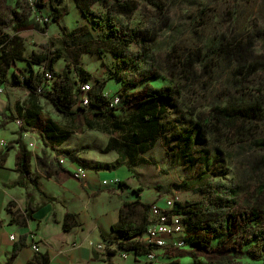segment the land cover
<instances>
[{
    "label": "rangeland",
    "instance_id": "1",
    "mask_svg": "<svg viewBox=\"0 0 264 264\" xmlns=\"http://www.w3.org/2000/svg\"><path fill=\"white\" fill-rule=\"evenodd\" d=\"M160 1L165 7L164 14H159L148 3L140 0L138 9L132 15L114 14L112 21L108 18L107 10L96 3L93 10L103 16V20L99 19V24L94 21V17L86 18L80 12L76 13L68 2V16L59 24L50 20L48 24L52 29L43 38L49 49H63L64 60L60 64L62 73L73 72L74 61L80 54L81 66L87 72L100 82L105 81L106 84L107 80L110 98L124 94L128 103L117 108V116L126 121L135 116L145 100L143 90L146 86H183V94L176 101V107L169 109L163 117L167 132L153 147L140 155L146 163L134 168L137 173L132 177L133 181L129 182L152 195L150 206L163 204L166 198L171 197L178 198L183 204L205 201L208 200L209 189L216 191L222 185L228 187L238 184L241 179L247 180L244 191L253 193L264 181V150L257 149L254 144L255 141L264 140V128L241 146H226L216 142L203 128L197 135L195 125L200 121L201 114L209 113L215 105L225 102L229 96H238L247 91V87L242 86L245 77H236L237 62L232 53L234 47L252 48L253 51L248 56L260 65L254 84L247 82L250 85L247 92L264 90V0ZM12 7L24 16L39 19L43 27L47 24L43 20L50 18L47 15L53 11L45 9L46 14L42 15L38 7L36 10L31 9L28 0H0V16L8 15V8ZM154 21H158L157 26L152 25ZM153 28L158 33L155 40L149 41L142 35L141 40L133 43L132 49L154 61L156 74L128 90H123L116 82L114 75L119 68L117 59L111 53L98 55L79 51L81 46L91 41L95 42V46H101L112 29L133 32ZM29 30L21 33L26 39L33 36ZM14 32L12 28L5 30L9 35ZM223 40L228 45L216 54L217 45ZM193 54L199 55L203 62L197 71H185L184 60ZM71 77L78 80L75 73ZM238 80L243 81L238 83ZM91 83L95 85L94 81ZM57 120L61 124L67 123L75 127L80 123V118L72 120L62 117ZM31 136L33 142L41 144V138L37 134ZM116 136L119 137L118 134ZM106 139L107 136L102 133L93 136L86 132L84 136H75L71 140L72 149H64L73 151L85 160L102 157L101 149ZM33 148L28 146V150L35 154L31 155V167L35 171L42 170L46 164V171L50 172L51 164L56 163L57 167L62 168L66 163L64 158L51 157L47 149H39L41 152L43 150L40 155L37 153L39 150L36 152ZM207 157L210 169L205 161ZM102 158L113 160L111 156L104 155ZM138 160L139 157L136 161ZM204 172L210 178L203 184L194 186L191 190L181 189L180 186L185 181L196 179L204 175ZM114 181L116 184L121 182L118 178L112 180ZM250 199H255V194L252 198L245 195L241 200V205L236 209L237 224L225 243L215 241L210 252L189 246L177 253L181 261H170L168 264H195L196 260L197 264H264L263 244L256 245L252 240L255 232L264 231V213H261L260 221L247 223V217H250L247 213L251 205ZM262 199L264 204V195Z\"/></svg>",
    "mask_w": 264,
    "mask_h": 264
},
{
    "label": "trees",
    "instance_id": "2",
    "mask_svg": "<svg viewBox=\"0 0 264 264\" xmlns=\"http://www.w3.org/2000/svg\"><path fill=\"white\" fill-rule=\"evenodd\" d=\"M78 8L86 18L94 17L96 23H101L103 16L93 10L94 4L98 3L107 10L108 18L113 20L114 14L124 16L132 15L139 7L140 0H75ZM148 3L159 14L165 13V7L160 0H141ZM60 0L59 3H62ZM42 6L41 0L38 8ZM67 14V9H59L53 7L50 19L54 23H59ZM22 19L15 10L7 18L0 17V82L5 83L8 70L17 60H27L30 66V73L26 76L22 83L28 88L31 93H39L44 95L51 103L55 110L62 116L71 117L76 114L75 110L91 111L94 109L104 113L106 110H116L127 99L124 94H119L122 98V103L116 108H110V100L103 94L105 82L93 80V75L87 72L80 62V54L74 61L73 72L67 71L59 73L56 70V64L60 60H64V53L62 48H55L48 50V46H43L44 51L35 53L26 59L22 56L21 40L16 36L12 37L5 33L7 28H10L14 23ZM25 22L17 23L16 26H26ZM39 31L45 32L49 24L42 27L37 22H32ZM158 21H154L152 25L157 26ZM153 29L133 30V32L121 31L112 29L103 40L101 46H95V42H88L81 46L80 53L104 55L109 52L117 59L118 71L114 77L116 81L122 83L125 90L131 87L138 86L141 82L149 80L156 74L157 67L153 60L148 59L139 52H134L132 45L135 41H139L142 35L149 41H154L158 33ZM228 42L224 40L217 45L216 54L227 47ZM91 47H96L91 48ZM253 51L252 48L246 46L234 47L233 58L237 62L236 77H245V82L242 84L248 91L250 85L254 84L256 75L260 71V65L257 61L250 60L248 54ZM202 58L199 55L193 54L184 60L185 71H197ZM34 67H39V71H34ZM42 68L52 73L56 78L53 84L46 81ZM75 73L78 80H74L71 75ZM94 81L95 85H92ZM243 80H238L242 83ZM248 82V83H247ZM91 84L92 91L89 92L91 97V104L89 107L80 108L78 103L80 100L81 85ZM247 83V84H246ZM44 87L45 93H40L39 89ZM183 86H163L155 88L146 86L143 90L145 100L141 103L135 116L123 123H115L113 133H118L119 138H111L105 153L117 151L120 154V159L112 165L105 163H94L79 156L70 150H60V155H64L72 162L79 164L84 169H91L95 171L117 170L121 166H126L130 171L134 172V168L146 163L141 158V154L147 152L153 147L160 137L167 132L166 126L163 122L164 115L169 109L176 107V101L182 97ZM241 93L238 96H229L225 102H220L215 105L207 114L200 115V121L195 125V133L198 135L200 129H204L210 134L213 139L219 144H226V146L243 145L251 140L258 132L264 128V90L257 91V93L249 92ZM105 108H107L105 110ZM75 109V110H74ZM36 128L43 139H47L53 144L61 145L66 142L70 134L62 131L52 120H43L38 118ZM192 140V138L190 139ZM198 143V137L195 138V144ZM20 152L17 156L16 171L20 175V186H24L25 182H33L31 171V153L28 152L21 139L18 140ZM255 146L259 150H264V140L255 141ZM194 149L188 152H191ZM139 157V160L136 159ZM207 157L205 161L208 163L210 169V161ZM141 162V163H140ZM138 163V164H137ZM213 163V161H212ZM69 173V172H68ZM196 179L185 181L180 187L183 190H191L194 186L203 184L205 180L210 178L205 174ZM73 177V174L71 173ZM247 180L241 179L238 184L221 186V189L216 191L208 190V200L183 204L176 201L173 214L180 215L184 219L186 231H188L187 241L188 247L193 246L200 251L210 252L215 241L225 243L227 237L233 234L235 225L237 224L238 215L236 209L241 205V200L245 195H249L250 209L247 213L246 222H258L261 219V213H264V204L262 196L264 195V181L252 192H245ZM211 184H208L210 186ZM138 192V190H136ZM140 201L131 204L132 206L139 205ZM131 205L125 204L130 207ZM147 210L151 206L145 207ZM29 209V208H28ZM34 211V209L32 210ZM245 213V212H244ZM70 218L71 214H67ZM246 217V214L243 215ZM151 221L148 217L145 218L141 225L127 224L125 222V212L121 211L120 222L113 226L114 232L119 238V249L131 254L143 256L148 250L144 247L135 244L134 239L146 233ZM252 240L256 245H262V253H264V231L255 232ZM27 246V236H22L14 245L13 255L7 264H12L18 257L20 251ZM117 251H109L107 253L108 259L116 255ZM45 255L38 256V260L44 258ZM197 264V260L194 261Z\"/></svg>",
    "mask_w": 264,
    "mask_h": 264
},
{
    "label": "crops",
    "instance_id": "3",
    "mask_svg": "<svg viewBox=\"0 0 264 264\" xmlns=\"http://www.w3.org/2000/svg\"><path fill=\"white\" fill-rule=\"evenodd\" d=\"M59 1L41 0L42 6L38 9L45 15V9L66 8L67 14L62 18L64 20L69 14L67 4L70 2L76 13L82 14L75 0H63L62 3ZM8 10L10 12L8 15L0 17H9L11 11L15 9L12 7ZM47 16H51V13ZM25 21L28 25L16 26L18 22ZM32 22L40 24L39 19L22 15V19L10 27L15 30L11 36L21 40L22 56L26 59L32 54L44 51L43 46L48 44L44 41L43 35L52 29L49 25L45 32L39 31ZM26 30L33 36L26 39L21 34ZM61 62L62 60L56 64L59 73H62ZM30 69L27 60H17L8 70L5 83L0 82L6 90L0 97V264L9 262L14 245L22 236H27V246L20 251L12 264H150L143 257L133 254L128 259L122 258L119 238L113 230V226L120 222L122 210L125 212L127 224L141 225L146 217L151 220V211L145 207L150 206L152 195L141 187L129 184L137 170L134 169L132 172L126 166H121L117 170L87 169L86 179L80 181L71 176L80 165L59 153L60 150H65L64 147L72 149L71 140L75 136H84L86 132L93 136L102 133L107 136L101 149L102 157L111 156L113 160H105L102 157L86 159L94 163L112 165L120 159V154L117 151L109 153L103 151L111 138H119L116 136L118 133H113L114 124H121L126 120L117 116V109L107 111L105 108L104 113L94 109H90L91 111L74 109L76 114L67 118L72 120L80 118V123L76 127L67 123L61 124L57 119L65 116L60 115L44 95L33 94L24 84L19 83L29 75ZM33 69L39 71V67ZM93 80H96L94 76ZM116 82L125 90L122 83ZM103 94L110 99L107 80ZM39 117L43 120H52L62 131L70 134L69 139L61 145L43 139L35 125ZM32 134H37L41 138L40 145L31 140ZM19 139L28 152H30L28 146L33 144V150L36 152L39 149H47L51 157L64 158L66 163L62 168L57 167L56 163L51 164L50 172L46 171V164L42 170L35 171L31 167L33 182H25L24 186H20V175L16 171L17 156L20 152ZM42 152L39 150L37 153L42 155ZM120 169L124 174L120 173ZM116 178L121 180L119 184L112 182ZM107 180L111 182L104 184ZM166 200L158 205L165 207ZM136 201H140V204L132 206L131 204ZM125 204L131 206L127 207ZM67 214H71V217L68 218ZM11 236H14L15 240H11ZM92 243L101 244L103 250H97ZM34 244L38 246L39 252L34 251ZM109 251L117 253L108 259ZM180 251L160 250L155 264H168L179 259L181 261L177 256ZM42 255L45 257L38 260V256Z\"/></svg>",
    "mask_w": 264,
    "mask_h": 264
},
{
    "label": "built area",
    "instance_id": "4",
    "mask_svg": "<svg viewBox=\"0 0 264 264\" xmlns=\"http://www.w3.org/2000/svg\"><path fill=\"white\" fill-rule=\"evenodd\" d=\"M39 2L40 0H28L32 10L37 9ZM50 20V18H47L43 21L48 24L50 23ZM42 72L49 84H53V82H55L56 78L51 72L46 71L45 68H42ZM90 91H92L90 83L81 85L78 107L85 108L90 106ZM39 92L45 93L46 89L41 87ZM5 93V88L0 85V97ZM121 103L122 98L120 96H116L110 100L109 107L116 108ZM19 125H21V122H19ZM3 145L6 146V143L3 142ZM32 146L33 144H30V147ZM72 174L76 180L81 181L86 179L87 169L79 166V168ZM104 184H108V181H105ZM176 201H178V198L171 197L166 200L165 207H160L158 204L151 205V223L144 235L134 239L135 244L144 247L148 250V252L143 256H135L143 257L148 263L155 264L158 260L160 250H185L188 247L187 231L184 225V219L182 216L174 215L172 213ZM11 240H15V237L11 236ZM92 246H95L99 251L103 250V246L101 244L95 245L92 243ZM33 249L34 251L39 252V248L36 244L33 245ZM121 254L124 259H128L131 255V253L126 251H122Z\"/></svg>",
    "mask_w": 264,
    "mask_h": 264
}]
</instances>
